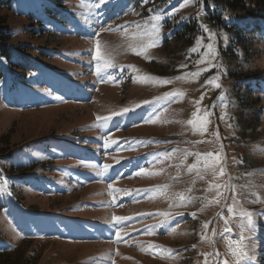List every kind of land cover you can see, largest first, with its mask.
I'll return each instance as SVG.
<instances>
[{
    "label": "rangeland",
    "instance_id": "rangeland-1",
    "mask_svg": "<svg viewBox=\"0 0 264 264\" xmlns=\"http://www.w3.org/2000/svg\"><path fill=\"white\" fill-rule=\"evenodd\" d=\"M26 1L39 6L52 4V0ZM80 1L96 7V0H62L57 3L63 6L57 9L54 5L53 12L58 18L50 20L49 31L54 39L29 40L27 35L19 33L10 41L39 45L47 55L37 53L39 64L33 65L32 78L25 84L0 82V141L7 138L10 146H5L7 150L0 158L3 163H0V250L9 249L8 254L17 260L35 255L34 264H111L112 261L115 264H204L205 253H217V259L212 255L209 259L214 258L220 264L224 261L235 264L234 248L230 244L240 238L239 211L243 209L255 214L256 224L254 232L245 229L243 233L251 257L245 264H264V21L258 20L256 24L255 18L239 12L233 14L238 16L237 20L224 22L227 26L236 22L238 25L234 27L238 28H220L217 13H213L219 7L210 0H148L147 3L112 0L99 9L108 15L102 21V15L96 19L95 10L88 13L82 9ZM9 14L5 10L0 12L6 28L20 30L29 26L22 18ZM153 15L161 16L162 44L149 49L148 60L120 48L113 61L117 67L108 70L118 83L100 82L91 56L94 40L100 39L102 49L104 45L113 48L125 45L135 32L151 26ZM78 19L81 21L77 22ZM213 22L218 28L212 27ZM121 25L127 27L116 31ZM193 26L188 34L187 30ZM239 30L244 33L240 34ZM212 33L215 35L210 39ZM238 37L248 44L246 58L242 47H238ZM148 39L143 37L144 42ZM209 43L213 44L212 52L207 48ZM192 48L198 51L191 52ZM68 51L74 52L73 55ZM75 52L83 57L77 60ZM205 56L203 63H197ZM65 57L69 59L63 60ZM209 61L216 66L209 67ZM128 65L139 71H130ZM120 66H125L122 72ZM204 68L209 70L199 77H184L186 72H200ZM141 74L171 83L163 86L134 83L133 76ZM216 76L220 78V88L206 83ZM6 86L8 92L4 91ZM174 90L185 95L146 104L126 116H117L110 128L96 123L98 115L134 107ZM196 101L201 102L197 105ZM197 107L201 115L207 113V132L203 134L187 124ZM157 117L154 124L142 122ZM7 134L10 135L6 138L1 136ZM105 139L120 143L105 149ZM36 140L40 141L32 143ZM129 141L146 143L129 145ZM173 149L180 151L172 153ZM184 150L201 154L220 152L224 175L216 179L204 175L203 180L199 179L195 170L187 171L188 165L196 163L195 156L185 157ZM166 152L171 153L170 158L159 155ZM97 164L112 165L110 175L103 179L105 185L96 175ZM141 168L163 171L155 176H134ZM177 175L179 178L173 179ZM76 176L77 179L71 180ZM60 181L63 186L59 185ZM109 182L114 188L132 193H120L118 199L125 202L117 208L110 204ZM209 183L227 187L219 204L205 206L204 198L215 196V190L207 191ZM160 185H168V193L183 192L198 199L178 207L162 195L136 192ZM9 193L15 204L8 199ZM227 206L235 209V218L230 216ZM161 211L171 212L174 219L168 226L146 234V228L164 219L154 215ZM192 213H196L195 218ZM37 214L42 217L40 222L41 218L34 220ZM113 215L134 216V219L113 226ZM208 221H211L207 230L209 239H202V225ZM71 223L79 226L70 235L63 234ZM171 227H175L174 232ZM226 227L232 232L226 233ZM117 230L128 234L120 242L116 241ZM151 244L170 249L172 254L153 255L143 251Z\"/></svg>",
    "mask_w": 264,
    "mask_h": 264
},
{
    "label": "snow or ice",
    "instance_id": "snow-or-ice-1",
    "mask_svg": "<svg viewBox=\"0 0 264 264\" xmlns=\"http://www.w3.org/2000/svg\"><path fill=\"white\" fill-rule=\"evenodd\" d=\"M148 0H142V3H147ZM112 0H96V7L97 9H102L105 7L107 4H111ZM151 11V10H149ZM96 19H99V16L96 17ZM151 26L146 29H141L137 32H135L126 42L125 45H117L115 48L104 45L102 49V44L100 39L96 38L94 40V45H93V50L91 52L92 60L95 62L94 64V72L97 75V78L100 80V82H107V83H112L116 84L118 83V80L114 77L112 73H110L108 70L114 69L117 67V65L113 62L114 61V55L117 54L118 50L120 48H125V50L130 51L133 55L136 56H142L146 60H148V51L149 49L155 48L157 46H160L162 44V37H161V28L159 27V24L161 22V16L159 15H153L151 17ZM144 24H148V21H144ZM101 27L103 26L101 22ZM127 25H121L116 29V31H120L121 28H126ZM139 28V25H137ZM205 32L208 31L206 27L203 29ZM94 36H98L99 33H93ZM215 34L212 33L210 34V39L214 36ZM147 36L149 39L147 42L143 41V37ZM200 41L198 40L197 43ZM207 48L210 52L213 51V44L209 43L207 45ZM191 52H196L198 51L197 48H192L190 50ZM215 56V53L213 52V57ZM206 60V56L202 57L200 61H197V63H203ZM216 65H212L211 62L209 61V67H214ZM125 66H120L121 72L123 71V68ZM128 69L132 72H138L139 70L135 68L133 65H128ZM181 67H186V65H182ZM208 68L201 69L200 72H186L184 73V77H199L202 72L208 71ZM103 73V75H102ZM177 79H181V77H177ZM219 76H216L212 78L209 81H206V83H210L213 85L215 88H220L221 85L218 83L219 81ZM133 82L134 83H140V84H152L155 86H163V85H168L171 83L170 80L167 79H160L156 76L149 75V74H141V75H136L133 76ZM185 95L183 91L180 90H174L171 92L165 93L161 97H157L154 100L151 101H144L140 104H136L134 107H124L121 108L119 111H114L109 115L105 116H97L96 117V123L98 126H103V127H111V123L114 120L115 117L117 116H126L131 112H135L137 108H141L146 104H156L159 101H171L173 99L177 98H182ZM203 97H201V100ZM222 99V97H221ZM201 101H196L195 103L197 105L200 104ZM192 119H189L187 121V124L192 126L193 130L200 132L201 134L207 132V125H208V119H207V113L205 115L200 114V109L197 107L196 111L192 113ZM152 119L149 118L147 120H142L144 123H156L157 119ZM219 137H217L218 139ZM119 141L116 140H111V139H105L104 141V147L105 149L109 148L112 144H119ZM129 145H134V144H141V143H146V141H129L127 142ZM120 150V149H118ZM180 151L179 149H173L172 153ZM164 156L165 158H170L171 153H162L159 154ZM184 156H195L196 158V163L188 165L187 166V171L192 172L196 171L197 176L199 179L203 180L204 175H211L214 179L218 177H222L224 175V169L223 167H220L221 165V160H222V155L220 152H207V153H191L188 152L187 150H184ZM116 163H119V160L116 161ZM93 166V165H89ZM96 167V175L100 178H106L108 175H110L111 170H112V165L109 164H103L101 165H94ZM163 169L160 170L162 172ZM160 172H155V171H148L144 170L143 168L138 169L135 173H133L134 176H155L159 175ZM203 173V175H201ZM118 178H122L118 177ZM179 175L177 177H173V179H178ZM226 184H220V183H209L207 191L211 192L215 190V196L211 199H206L205 206L207 205H213V204H219L220 203V198L224 195L223 189L226 188ZM168 185H160L155 188H147V189H138L136 190L137 193H156L158 195H162L169 200L173 201L175 203V206L178 207H183L188 204L193 203L197 197H194L192 195H186L185 193H168L167 191ZM108 190H109V196L112 197V200L110 203H115L118 199V195L120 193H123L125 195H132L130 190H125V189H118L114 188L112 183H108ZM189 192L192 191V189L188 190ZM10 195V193H9ZM172 205H170L171 207ZM227 211L229 212L230 216L235 218L236 212L233 207L227 206ZM264 214V213H262ZM143 215H153V213H144ZM154 215L160 216L164 219L161 220V222L157 225H152L149 226L148 228L145 229L146 234H153V231L155 229L161 228V227H166L169 225V222L174 219L173 215L169 211H161V212H156ZM177 215H184L183 213H177ZM193 218H195L196 213L191 214ZM254 213L252 211H245L241 209L239 211V218L241 219L242 223L240 225L241 228V235L240 238L236 241H234L232 244H230L231 248H234L232 251V255L235 257V264H245L246 261L250 260L251 257H249L248 251L246 250V244H245V237H244V230L247 229L249 231L254 232L256 228L255 221L253 219ZM131 217H124V216H117L113 215L111 218V223H113V226L118 225L119 223L129 220ZM209 223L211 221L205 222L202 227H203V233H202V239H209L207 236V230L209 227ZM227 224V221H225ZM171 231H175V227H171ZM226 233H231L232 229L230 227H226L224 229ZM213 233L215 234V229L213 230ZM128 235L127 233H121V231L117 230L115 232V237L116 241L120 242L123 240L124 236ZM124 243H127L126 240L123 241ZM253 247H255V244H253ZM143 251L147 252H152L153 255H157L160 252H167L170 255L172 254V250L170 249H161L159 245L151 244L149 245L148 248L143 249ZM119 253L117 252V255ZM215 256L218 254H204V264H220L219 261L216 260H210L209 256ZM111 264H115L114 261L111 262ZM223 264H228L227 261H224Z\"/></svg>",
    "mask_w": 264,
    "mask_h": 264
},
{
    "label": "trees",
    "instance_id": "trees-1",
    "mask_svg": "<svg viewBox=\"0 0 264 264\" xmlns=\"http://www.w3.org/2000/svg\"><path fill=\"white\" fill-rule=\"evenodd\" d=\"M61 1L62 0H52L51 6L50 5L39 6V5H33L26 0H0V12L2 10H5L7 13L10 12L9 15L11 17L13 18L20 17L29 25L20 28V30L12 27L6 28L7 27L6 22L2 20V18L0 17V82H2L7 77L9 79L8 80L9 84L20 85L26 83V76L28 73L31 74V78H32V73H33L32 67L33 65H36L33 61L39 57L37 53L41 51L40 50L41 46L39 45L35 46L31 43L26 44L25 42L11 43L10 41L13 37H16L17 34L19 33L27 35L29 37V40L40 37L54 39L52 34L49 32L52 29L50 20H55L58 18L56 15H54L53 9H54V5L56 9L60 5H62V3L61 4L57 3V2L60 3ZM210 1H212L214 5L219 7L218 12L216 11V9H213V13H217V19H219V22L222 24V27L220 28H238V27H234L235 25L236 26L238 25L236 22H234L232 25L229 24V26L225 25L224 22L228 21L229 19H231L232 21L237 20L235 17L238 18V16H234L233 14L239 12L247 15L248 18H255L256 20L254 21V23L256 24L258 20L264 21V0H210ZM80 3H81L80 6L83 8L84 4H82V2ZM30 6H33L35 8H30ZM34 10L35 12H33ZM38 13H42L41 16H36ZM211 25L212 27H215L214 22ZM191 28L192 29L187 30L189 32V33L187 32L188 34H191V31L193 30V28H195V26ZM243 28H247V26ZM251 28H254V26H252ZM239 32L240 34L244 33L243 31L240 30ZM244 41L245 40H242L240 37H238V47L239 48L242 47L243 49L242 54L246 58L248 44ZM186 42L188 43V41ZM20 55H25V57L21 58ZM41 55L42 54H40V56ZM239 73L241 72H237V74ZM9 135L10 134H7L6 136L4 135L1 136L6 138ZM6 139L0 141V158L1 156H3L7 148L10 147L8 146L9 144L6 141ZM3 146L4 148H2ZM5 146L7 148H5ZM36 259L37 258L34 255V257H27L25 259H22L20 257L17 260L16 256L12 258L8 254V252L0 253V264H34Z\"/></svg>",
    "mask_w": 264,
    "mask_h": 264
}]
</instances>
